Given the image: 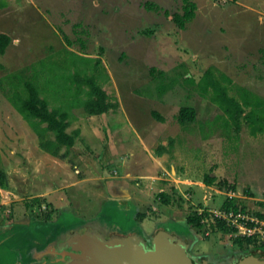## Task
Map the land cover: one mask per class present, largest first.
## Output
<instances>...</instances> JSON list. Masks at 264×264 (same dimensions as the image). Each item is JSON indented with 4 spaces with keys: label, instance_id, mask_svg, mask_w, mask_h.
Masks as SVG:
<instances>
[{
    "label": "rangeland",
    "instance_id": "1",
    "mask_svg": "<svg viewBox=\"0 0 264 264\" xmlns=\"http://www.w3.org/2000/svg\"><path fill=\"white\" fill-rule=\"evenodd\" d=\"M190 1L196 17L181 28L174 16L184 14V0H0V35L11 38L0 53V218L15 225L23 212L24 240L44 249L91 224L121 236L142 231L150 244L183 224L199 234L194 253L216 264L264 254L261 235L243 236L217 216L262 208L264 133L253 136L247 119L240 132L216 121L222 110L199 86L211 69L231 96L247 88L264 100V0ZM76 73L95 77L119 105L102 115L75 111L67 131L81 135L55 157L11 102V83L39 80L53 109L78 90ZM80 87L85 98L89 87ZM186 107L197 120L183 125ZM111 184L127 185L130 201L122 190L112 197ZM114 207L133 209V230L116 227ZM204 211L210 221L189 223ZM211 221L235 231L214 233ZM25 257L32 260L30 250Z\"/></svg>",
    "mask_w": 264,
    "mask_h": 264
},
{
    "label": "trees",
    "instance_id": "2",
    "mask_svg": "<svg viewBox=\"0 0 264 264\" xmlns=\"http://www.w3.org/2000/svg\"><path fill=\"white\" fill-rule=\"evenodd\" d=\"M184 2L186 3L184 14H176L174 16V20L181 28H185L186 24L196 17L195 11L197 9L196 4L190 0H184ZM10 41L11 38L8 35H0L1 54L5 53ZM19 78V81L11 83L15 90H11L13 95L10 96V100L42 140V147L55 157L60 156L62 147L72 149L76 144L77 138L81 135L80 129L72 133L67 131L71 123L79 119L75 111L83 110L85 117L102 115L109 112L112 108H117L119 105L118 102L111 101L107 93L97 85L95 77L81 79L80 73H76L72 79L79 84L78 90L68 95L69 97L63 102V106L50 109L49 102L41 96L42 88L38 86L40 85L39 80H37L36 84L32 80L24 82L22 77ZM221 79L228 83L232 82L227 75H222ZM222 82L209 69L199 84L202 95L222 110L223 114L219 115L216 121L221 119L225 127L230 128L234 125L237 132H240L242 120L247 119L253 136L264 133V100L247 88H240L239 96H231L228 86ZM82 84H87L89 87V91L85 92V98L80 96L83 91L80 87ZM68 90L71 91L70 88ZM248 108H250L249 112H247ZM179 120L183 125L195 122L197 120L196 108H183ZM50 132L56 134V140L47 139V134ZM60 157L65 158L66 156ZM205 181L206 185L212 186L215 183V178L207 176ZM164 204H170V198ZM238 209L239 207L235 206L232 210L238 211ZM227 210L231 209L227 207ZM212 216L209 212L204 211L203 214H198L195 219H189V223L201 227L202 223L204 221L207 222V220L210 221ZM210 226L211 231L214 233L220 230L224 232L235 231L222 223L217 226L211 221Z\"/></svg>",
    "mask_w": 264,
    "mask_h": 264
},
{
    "label": "water",
    "instance_id": "3",
    "mask_svg": "<svg viewBox=\"0 0 264 264\" xmlns=\"http://www.w3.org/2000/svg\"><path fill=\"white\" fill-rule=\"evenodd\" d=\"M55 246L58 251L51 264H202L190 255L188 243L164 230L149 247L138 234L110 236L88 225ZM236 264H264V254L248 255Z\"/></svg>",
    "mask_w": 264,
    "mask_h": 264
},
{
    "label": "crops",
    "instance_id": "4",
    "mask_svg": "<svg viewBox=\"0 0 264 264\" xmlns=\"http://www.w3.org/2000/svg\"><path fill=\"white\" fill-rule=\"evenodd\" d=\"M121 184H126L125 181L121 182ZM110 193L112 195V197H120L122 194L121 192L123 191V196L125 197L126 201H130V189L127 187V185L125 187H121L120 189L116 188V186L114 184H111L110 186ZM122 190V191H121ZM133 208V207H132ZM255 208V207H254ZM257 209H261V208H257ZM119 214V216L117 214H115L114 212H116ZM133 209H123V208H112L111 213L112 215L116 216V222L115 224L117 225L116 227L120 229V231H125L128 228H131L130 230L127 231H131L134 229L135 225L134 224H128V219L130 220V217L132 216V212ZM8 216V215H7ZM123 218L125 220V224H123L120 221V218ZM17 221L16 224L12 225V222L6 218L5 216L0 218V264H47V262H45L46 258H51L50 256V252L54 255L57 254L56 250V246H55V242H57L58 240H62L63 238H66L67 236H70V234L74 233L76 230H72L71 232H67L65 234H63L61 237L56 238L54 241L52 242H48L51 243L49 245H47L44 249L41 248L40 245H38L39 241H36L34 239V241H30V240H24V237L26 236L27 232L24 228V222L22 219L23 218V212L22 213H18L17 217H16ZM20 218V219H19ZM11 223V224H9ZM178 224V223H177ZM180 224V223H179ZM93 227H96V229L100 230V231H107L108 234H110V230L109 228H104V227H98L97 225H91ZM182 229H171V230H164L174 236H176L177 238L185 241L186 243L189 244V253L190 255L195 258L194 255H197V258H201L198 259L197 261H199L202 264H216V262H213V260L209 259L208 257L205 256V254L203 253H194V249L197 248V243H198V239H199V234H197L196 232H194V228L193 227H188L186 225L182 224ZM162 227V226H161ZM80 230V229H79ZM118 229H116L117 231ZM40 229H38L37 231H35V233H39ZM192 231V234H191ZM113 233V232H112ZM140 235L142 236L145 240L146 238L144 237V234L142 233V231L137 232V233H133L132 235ZM121 236L118 233L115 234H110V236ZM122 236H128V235H122ZM153 240V239H152ZM151 240V242H152ZM27 241V242H26ZM147 241V240H146ZM150 242V243H151ZM54 243V246H52ZM148 243V242H147ZM29 250H30V254L32 256V260H29L28 262H26L25 260V255L28 253L29 254ZM28 251V252H27ZM54 257V256H53ZM45 262V263H43ZM52 263V262H51ZM230 262L228 261H221L217 264H229Z\"/></svg>",
    "mask_w": 264,
    "mask_h": 264
},
{
    "label": "built area",
    "instance_id": "5",
    "mask_svg": "<svg viewBox=\"0 0 264 264\" xmlns=\"http://www.w3.org/2000/svg\"><path fill=\"white\" fill-rule=\"evenodd\" d=\"M251 209L239 208L238 211H226L217 216L236 228L243 236L261 235L264 239V204L261 209Z\"/></svg>",
    "mask_w": 264,
    "mask_h": 264
},
{
    "label": "flooded vegetation",
    "instance_id": "6",
    "mask_svg": "<svg viewBox=\"0 0 264 264\" xmlns=\"http://www.w3.org/2000/svg\"><path fill=\"white\" fill-rule=\"evenodd\" d=\"M148 246L150 247V246H152V242L150 243V244H148ZM50 256H51V258L53 257V256H55V255H53L51 252H50ZM54 258V257H53ZM197 263H200L199 261H197L196 259H194ZM45 262H47V264H51V262H52V259H50V257L49 258H46V260H45ZM45 262H43V263H45Z\"/></svg>",
    "mask_w": 264,
    "mask_h": 264
}]
</instances>
